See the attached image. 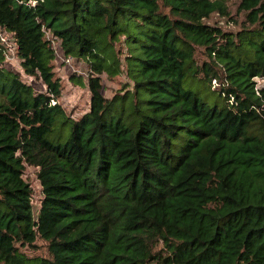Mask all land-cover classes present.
I'll list each match as a JSON object with an SVG mask.
<instances>
[{
    "label": "trees",
    "instance_id": "obj_1",
    "mask_svg": "<svg viewBox=\"0 0 264 264\" xmlns=\"http://www.w3.org/2000/svg\"><path fill=\"white\" fill-rule=\"evenodd\" d=\"M238 10L232 32L205 23L226 0H0V31L45 87L0 42V264H264V0ZM51 40L88 66L78 120ZM121 73L132 90L105 98L101 75ZM39 240L47 256H27Z\"/></svg>",
    "mask_w": 264,
    "mask_h": 264
},
{
    "label": "rangeland",
    "instance_id": "obj_2",
    "mask_svg": "<svg viewBox=\"0 0 264 264\" xmlns=\"http://www.w3.org/2000/svg\"><path fill=\"white\" fill-rule=\"evenodd\" d=\"M240 2L241 0H226L228 16L222 18L217 14H213L205 23L220 27L224 31L232 32H237L241 28H246L245 14L238 10ZM0 42L6 47L5 67L19 74L25 83L33 87L35 92H44L45 87L41 80L27 77L23 74L19 60L15 55L13 38L8 33L0 31ZM51 46L55 50V59L52 62L53 72L55 77L60 80L61 85V96L58 102L71 119L78 120L89 109L90 93L88 90V66L85 61L81 59L64 55L56 40H51ZM122 48L123 47H121V49ZM122 57L123 56H121V59ZM194 61L198 67H202L204 63H209V59L202 48L196 49ZM100 79L102 86L101 93L109 100L124 96L132 90L131 81H129L125 73L114 76L102 74ZM183 85L185 89H189L186 81ZM200 96L207 99L209 102L217 99L215 94L209 92H202ZM23 178L32 189V204L34 210L37 211L41 199V189L36 177V169L25 167ZM23 252L30 257H46V244L39 240L33 247H27Z\"/></svg>",
    "mask_w": 264,
    "mask_h": 264
},
{
    "label": "built area",
    "instance_id": "obj_3",
    "mask_svg": "<svg viewBox=\"0 0 264 264\" xmlns=\"http://www.w3.org/2000/svg\"><path fill=\"white\" fill-rule=\"evenodd\" d=\"M5 33V32H4Z\"/></svg>",
    "mask_w": 264,
    "mask_h": 264
}]
</instances>
